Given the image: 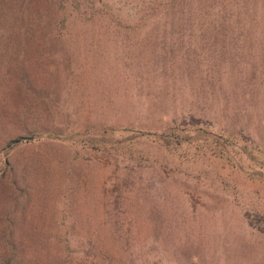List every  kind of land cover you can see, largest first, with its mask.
Segmentation results:
<instances>
[{
	"label": "rangeland",
	"instance_id": "374dc122",
	"mask_svg": "<svg viewBox=\"0 0 264 264\" xmlns=\"http://www.w3.org/2000/svg\"><path fill=\"white\" fill-rule=\"evenodd\" d=\"M163 1L0 0V237L21 264L123 237L124 264H264V78L239 84L216 44H122Z\"/></svg>",
	"mask_w": 264,
	"mask_h": 264
},
{
	"label": "trees",
	"instance_id": "16d2710c",
	"mask_svg": "<svg viewBox=\"0 0 264 264\" xmlns=\"http://www.w3.org/2000/svg\"><path fill=\"white\" fill-rule=\"evenodd\" d=\"M5 1L6 8H16L18 16L27 11L30 2ZM154 11L153 7L146 8L139 20H134V24L128 23L131 33L128 37H122V44H216L221 50L216 47L212 55L225 58L226 66L235 67L239 84L248 86L256 79L264 78V0H164L160 8L163 18L158 22L148 21ZM138 27L143 28L141 32L135 31ZM13 32L14 37L17 34V44H22V38H25L24 44H29L31 32L28 22L26 26L22 23ZM116 32L117 36L121 34ZM23 34L25 37H21ZM138 35L141 37H137ZM24 44L21 46H26ZM24 58L27 59L21 54L17 69L21 97L28 92L40 90L30 85ZM231 71L230 69L229 73ZM236 152L241 156L247 154L244 148ZM225 156L229 161L232 160L231 154ZM10 183L15 185L14 182ZM118 223L116 220L114 225L117 226ZM2 226L0 243L4 251L0 253V264H21V248L10 234L12 229L8 223ZM127 245L125 237L116 240V250H109L103 242H96L94 253L87 252L85 255L86 264H124L117 251L123 250Z\"/></svg>",
	"mask_w": 264,
	"mask_h": 264
},
{
	"label": "water",
	"instance_id": "95a60500",
	"mask_svg": "<svg viewBox=\"0 0 264 264\" xmlns=\"http://www.w3.org/2000/svg\"><path fill=\"white\" fill-rule=\"evenodd\" d=\"M32 138V136H30V137H28V139H31ZM20 139H17L16 141H19Z\"/></svg>",
	"mask_w": 264,
	"mask_h": 264
}]
</instances>
